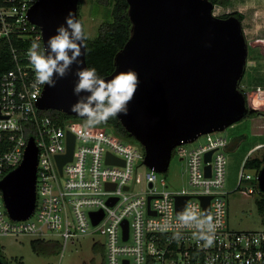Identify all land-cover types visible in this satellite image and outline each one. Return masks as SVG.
<instances>
[{
    "label": "built area",
    "instance_id": "obj_1",
    "mask_svg": "<svg viewBox=\"0 0 264 264\" xmlns=\"http://www.w3.org/2000/svg\"><path fill=\"white\" fill-rule=\"evenodd\" d=\"M36 2L0 0V38L18 40L11 48L13 68L0 75V181L21 165L29 138L37 148L34 211L25 220L11 219L0 193V236H42L50 230L66 243L99 234L104 238L103 264H264V228L235 231L228 225L227 195L253 193L242 183L257 181L258 173L246 169L245 160L234 191L223 189L229 136L212 132L173 150L172 156L185 162L188 186L176 190L167 182L168 170L157 173L143 164L138 143L102 127L84 129L81 120L61 123L40 115L37 103L45 85L36 81L26 55L32 41L42 43L39 27L28 18ZM68 134L74 139L72 158L59 170L56 157L67 154ZM200 138L203 142L196 145ZM108 154L118 164L107 163ZM177 197H186L183 210L196 205L206 211L208 199L206 212H219L222 224L211 246L190 228H179L182 238H173L174 230L166 225L178 222ZM91 213L102 216L96 225Z\"/></svg>",
    "mask_w": 264,
    "mask_h": 264
},
{
    "label": "water",
    "instance_id": "obj_2",
    "mask_svg": "<svg viewBox=\"0 0 264 264\" xmlns=\"http://www.w3.org/2000/svg\"><path fill=\"white\" fill-rule=\"evenodd\" d=\"M126 2L131 35L114 57L113 72L105 78L129 68L138 73L140 84L128 115L117 119L143 149V164L164 174L177 146L222 132L247 116L246 98L239 89L247 65V42L241 22L235 16H214L210 0ZM78 4L79 0H37L30 7L28 18L39 27L42 43L55 34L69 10L78 19ZM85 53L86 45L81 67L87 66ZM75 79L70 73L53 88L45 85L38 109L84 120L71 111L77 99L72 93ZM73 144V136L68 134L67 154L56 157L59 170L71 160ZM106 162L119 161L108 154ZM36 167L37 148L29 138L21 165L0 181L6 212L13 220H25L34 211ZM257 186L264 194V167L257 173ZM185 200L176 198L177 214L183 211ZM204 200L208 211V199ZM90 216L94 225L102 217Z\"/></svg>",
    "mask_w": 264,
    "mask_h": 264
},
{
    "label": "rangeland",
    "instance_id": "obj_3",
    "mask_svg": "<svg viewBox=\"0 0 264 264\" xmlns=\"http://www.w3.org/2000/svg\"><path fill=\"white\" fill-rule=\"evenodd\" d=\"M256 6L257 3L254 0H231L226 7L214 6L213 15L220 17L232 12H243L248 17ZM105 11L98 8L93 0H82L80 16L88 41L94 40L99 25L108 18L104 15ZM248 35H251L249 31ZM253 68L263 75L264 60L253 62L247 59L246 70ZM253 91L256 93L253 96L255 99H253L252 107L250 93ZM253 91L248 96L249 107L258 111L260 115L251 119L245 117L232 127L220 132L222 136H229L237 141L232 142V147L227 154L228 163L223 188L226 192L234 191L236 188L242 163L247 158L260 156L264 151L262 146L264 144V88L257 87ZM202 142L203 139L200 138L196 145ZM257 145H260V148L252 151ZM166 178L171 188L181 190L188 187L186 165L184 161L179 160L177 154L171 158ZM242 187L246 190L252 188L254 191L250 194L235 191L227 195L229 228L235 231L260 230L264 228V214L257 209L256 201L259 199V193L255 188L254 180L243 182ZM36 239L44 242L37 252L30 245L31 240ZM103 243L104 238L99 234L77 236L64 243L58 232L50 230L45 231L42 236L37 234L18 237L0 236V248L9 264H103V253L100 247Z\"/></svg>",
    "mask_w": 264,
    "mask_h": 264
},
{
    "label": "clouds",
    "instance_id": "obj_4",
    "mask_svg": "<svg viewBox=\"0 0 264 264\" xmlns=\"http://www.w3.org/2000/svg\"><path fill=\"white\" fill-rule=\"evenodd\" d=\"M85 40L84 25L69 10L64 22L56 27L55 34L46 43H41L39 38L32 41L26 55L36 81L49 88L55 87L57 81L70 73L75 76L72 93L77 99L71 105V111L84 118L81 127L87 129L118 115H128L129 103L140 80L131 68L107 79L95 67H81ZM163 196V206H167L168 193ZM221 224L219 212L209 214L192 205L180 212L177 223H169L166 227L174 230L173 238L177 240L182 238L179 228L193 229L194 235L211 246Z\"/></svg>",
    "mask_w": 264,
    "mask_h": 264
},
{
    "label": "trees",
    "instance_id": "obj_5",
    "mask_svg": "<svg viewBox=\"0 0 264 264\" xmlns=\"http://www.w3.org/2000/svg\"><path fill=\"white\" fill-rule=\"evenodd\" d=\"M210 1L214 6L218 5L226 7L229 5L231 0ZM81 2L82 0H79L78 4V19L80 21ZM93 2L98 8L106 10L104 15H107L108 18H106L99 25L97 36L94 38V40H85V61L87 67H95L100 75L106 77L110 75L114 70V57L128 41L131 35L132 24L128 16V4L126 0H93ZM229 16H235L240 22H242L244 19L243 15L237 12L223 14L220 17L226 18ZM14 46H18V40L15 37H11L10 39L4 37L0 38V75L12 69L14 66L11 53V48ZM247 47V59L254 62L264 60V46L261 45V43L253 46L247 43ZM257 87L264 88V74L262 75V73L258 72L256 68L246 70L245 75L239 83V89L245 95L246 106L248 108V114L246 117L250 119L260 115L258 111L250 108L248 103L249 93ZM40 115L48 116L61 123L72 120H80L55 110L43 111L40 112ZM81 121L84 122V120ZM95 126L105 128L114 133L116 136L122 138L123 140L135 142L131 135H129V133L122 127L117 117L110 118L108 121L101 122L100 124H97ZM232 142L237 141L235 139H232ZM262 167H264V151L260 156L247 158L245 161V168L248 170H255L256 172H258ZM254 185L257 193H259V199L256 201L257 209L260 213L264 214V194L259 192L256 180H254ZM42 242L43 241L39 239L31 240V248L36 252L39 251L41 244L44 243ZM101 249L102 253H104L102 247ZM0 260L2 261V264H9L1 248Z\"/></svg>",
    "mask_w": 264,
    "mask_h": 264
},
{
    "label": "crops",
    "instance_id": "obj_6",
    "mask_svg": "<svg viewBox=\"0 0 264 264\" xmlns=\"http://www.w3.org/2000/svg\"><path fill=\"white\" fill-rule=\"evenodd\" d=\"M254 1L257 3V6L252 10L251 13L248 14V17L245 13H240L244 18L241 22L242 30L246 42L251 46L258 43H261V45L264 46V0ZM248 31L251 33V35H248ZM254 94L255 92L250 93L252 99Z\"/></svg>",
    "mask_w": 264,
    "mask_h": 264
}]
</instances>
